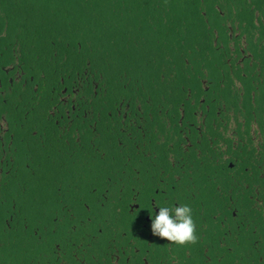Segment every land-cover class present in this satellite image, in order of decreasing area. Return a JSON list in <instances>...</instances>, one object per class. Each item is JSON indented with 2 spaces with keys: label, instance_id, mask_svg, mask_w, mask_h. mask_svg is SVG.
I'll return each mask as SVG.
<instances>
[{
  "label": "flooded vegetation",
  "instance_id": "af4514ba",
  "mask_svg": "<svg viewBox=\"0 0 264 264\" xmlns=\"http://www.w3.org/2000/svg\"><path fill=\"white\" fill-rule=\"evenodd\" d=\"M213 1L182 97L162 75H106L100 98L38 84L34 56L0 37V264H264L257 227L241 251L236 235L157 246L150 231L204 155L218 180L239 179L264 144V0Z\"/></svg>",
  "mask_w": 264,
  "mask_h": 264
},
{
  "label": "trees",
  "instance_id": "16d2710c",
  "mask_svg": "<svg viewBox=\"0 0 264 264\" xmlns=\"http://www.w3.org/2000/svg\"><path fill=\"white\" fill-rule=\"evenodd\" d=\"M213 2L0 0V37H16L12 41L21 48L24 60L34 56L33 76L38 84L57 83L61 78L64 85H84L77 86L81 89L78 96L89 92L100 98L106 75L114 83L123 73L125 80H132L133 75L155 77L157 84L162 75L169 79L173 93L182 97L188 77L194 76L190 66L199 59L197 45L213 37ZM112 90L115 96L117 87ZM243 164L248 170L241 169L239 179L227 174L220 181L204 155L196 181L182 187L188 198L178 200L177 205L190 206L196 242L229 244L236 235L237 251H241L251 244L245 238L247 225L264 235V144L245 154ZM153 242L158 246L164 239L155 236Z\"/></svg>",
  "mask_w": 264,
  "mask_h": 264
},
{
  "label": "clouds",
  "instance_id": "9594fccd",
  "mask_svg": "<svg viewBox=\"0 0 264 264\" xmlns=\"http://www.w3.org/2000/svg\"><path fill=\"white\" fill-rule=\"evenodd\" d=\"M150 231L178 246L196 243L198 239L192 210L187 204L158 207L156 214L150 217Z\"/></svg>",
  "mask_w": 264,
  "mask_h": 264
}]
</instances>
